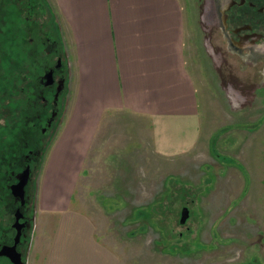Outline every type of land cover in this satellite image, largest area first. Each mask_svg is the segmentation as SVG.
Here are the masks:
<instances>
[{
    "label": "rangeland",
    "instance_id": "1",
    "mask_svg": "<svg viewBox=\"0 0 264 264\" xmlns=\"http://www.w3.org/2000/svg\"><path fill=\"white\" fill-rule=\"evenodd\" d=\"M27 1L0 0V153L39 62L68 63L69 46L56 38L45 0H32V8ZM187 4L189 64L203 114L197 146L164 157L146 120L113 112L79 171L58 172L53 149L73 100L66 75L32 174L25 264H264V36L232 34L211 0ZM184 207L189 216L180 223Z\"/></svg>",
    "mask_w": 264,
    "mask_h": 264
},
{
    "label": "crops",
    "instance_id": "2",
    "mask_svg": "<svg viewBox=\"0 0 264 264\" xmlns=\"http://www.w3.org/2000/svg\"><path fill=\"white\" fill-rule=\"evenodd\" d=\"M45 2L56 38L69 46L65 70L74 83L53 168L78 172L103 117L113 112L146 120L164 157L197 146L203 114L189 64L187 0Z\"/></svg>",
    "mask_w": 264,
    "mask_h": 264
},
{
    "label": "flooded vegetation",
    "instance_id": "3",
    "mask_svg": "<svg viewBox=\"0 0 264 264\" xmlns=\"http://www.w3.org/2000/svg\"><path fill=\"white\" fill-rule=\"evenodd\" d=\"M211 1L214 14L226 13V24L232 34L240 36L242 31L245 34L250 30L256 37L264 36V0ZM26 3L31 6L36 1ZM211 20L213 26L221 25L212 15ZM55 52L53 48L50 53ZM39 65L40 71L33 72L34 78L29 79L27 89L23 90H29L30 96L19 108V123L14 129L8 128L9 138L0 153V264H25L35 212L30 193L32 174L38 168L49 128L58 113L66 78L60 60L50 64L44 58Z\"/></svg>",
    "mask_w": 264,
    "mask_h": 264
},
{
    "label": "water",
    "instance_id": "4",
    "mask_svg": "<svg viewBox=\"0 0 264 264\" xmlns=\"http://www.w3.org/2000/svg\"><path fill=\"white\" fill-rule=\"evenodd\" d=\"M188 216H189V209L187 207H184L181 211L180 220H179L180 223H184L187 220Z\"/></svg>",
    "mask_w": 264,
    "mask_h": 264
},
{
    "label": "trees",
    "instance_id": "5",
    "mask_svg": "<svg viewBox=\"0 0 264 264\" xmlns=\"http://www.w3.org/2000/svg\"><path fill=\"white\" fill-rule=\"evenodd\" d=\"M31 66V65H30Z\"/></svg>",
    "mask_w": 264,
    "mask_h": 264
}]
</instances>
